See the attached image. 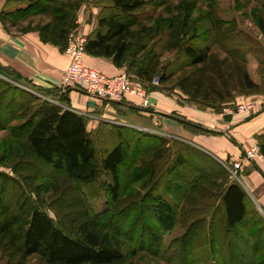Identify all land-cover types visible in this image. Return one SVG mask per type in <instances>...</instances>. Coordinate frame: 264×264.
<instances>
[{"label":"rangeland","instance_id":"rangeland-1","mask_svg":"<svg viewBox=\"0 0 264 264\" xmlns=\"http://www.w3.org/2000/svg\"><path fill=\"white\" fill-rule=\"evenodd\" d=\"M0 1L3 2L2 11L6 7L7 0ZM41 1H44L43 4L46 6L52 3L51 0ZM166 1L170 2L168 7L149 5L139 14L142 23L152 29L143 41L153 39L149 45L156 53L155 61H159L160 70H164L169 77L168 81L163 83L160 81L156 84L155 78L159 75H155L151 81L141 82L134 73L129 74L133 81L141 83L147 89L148 102L150 92L159 89L165 91L167 95L180 96L177 99L181 104L187 101L189 105L198 108L214 109L216 114L242 115L243 113L238 109L239 104L262 101L264 99V31L257 22L264 21V0H189L195 4L190 20L197 21L199 30L194 39H186L183 43L210 44L212 49L210 59L197 66H190L182 46L173 48L170 30L166 28L170 17L177 13L173 7L184 0H165L164 2ZM213 7L223 20L228 23L234 20L237 29L242 30L236 37L240 40L229 42L226 36L220 34L219 29L211 26L210 19L207 17ZM110 12H114L110 0H81L80 8L76 11L77 23L85 13L90 15V18L87 17L88 20L94 17L98 23L99 14ZM52 13L53 10L50 7H45L44 11H38L19 22L18 25L5 29L9 33L28 32L22 29L48 22ZM215 38H218L219 43H215ZM238 42L242 44L241 50L246 54L245 63L238 61L228 51L229 43L239 45ZM249 56L256 62L249 63ZM250 70L259 75L258 83L263 81L257 91L247 90L241 85L244 71L250 74ZM0 78L38 97L40 94L44 99L48 98L64 105L53 98L56 97L54 95L57 92L56 89L49 90L50 94H43L34 87L33 82L15 81L1 72ZM196 87H199L209 98L197 99L185 92V89L193 91ZM12 97L10 95L9 99ZM260 111H253L251 114L255 115ZM115 113L117 115L114 118L110 115V117L106 116L107 120H101L98 125H91L88 117V129L92 132L97 146L98 159L120 142L117 129H133L132 132H124L125 161L120 169L123 190L120 202H113L107 192L106 184L110 181L108 175L101 174L99 181L92 185H79L63 171L55 170L37 159L29 150L26 140L20 136L22 134L20 130L22 131L24 125H16V123L8 127L0 125V170L15 176L19 181L18 185L7 187L4 192L6 202L9 205H15L23 190L26 195L35 198L37 185L40 184L39 192L43 198L41 201L44 209L55 221L63 223L68 228L76 229L83 223H89L93 227L98 226L97 221L101 216L112 219L106 225L111 232L122 231L127 257L124 264H249L248 256L252 254V248L255 245L264 244V235L259 238L253 237L259 228L264 227V207L259 203L260 206L254 201L262 218L252 217L246 220L239 226L238 235L227 234L223 229L217 228L209 237V240L214 241L213 248L209 246L205 248L202 237H197L198 226L202 223L207 229L211 221L208 211L211 210L210 206L216 203L212 194H218L221 184L219 178L214 177L215 173L225 168L231 174L230 180L245 184L242 176L244 169L239 171L237 176L228 169L237 160L230 162L221 160L198 147V150L212 156L202 157L199 154L201 151L198 152L193 147L186 148L192 145L183 139H173L154 128L149 130L151 125H144L146 120H140L142 125H126L124 123L126 121L122 120L119 113ZM147 134L153 136L150 137ZM154 135L162 138H153ZM258 142L257 139L252 145H259ZM162 147L166 150L161 155L153 157V151L157 152ZM260 150L262 151L261 146ZM179 151L189 159V164L171 171L173 157ZM244 153L240 158L244 156ZM262 153L264 154L263 151ZM211 158H214L215 162ZM152 171H155L154 177L150 173ZM206 176L204 180L198 179ZM149 177L150 180H148ZM184 178L190 185L195 179L201 182L195 190L189 189L190 193L185 200L181 198V194H176L182 193L179 185L183 183ZM169 193L172 194L170 197L172 203L178 200L179 202L173 205L176 218L167 226L164 218L154 210L151 197L154 195L160 199H166ZM247 193L254 200L255 196L250 189ZM120 223H123L122 229L118 228ZM190 237H192V243L186 244ZM195 238H199L196 244ZM261 259H264V252L256 255V264ZM16 260H19V254L12 244L0 239V264H10ZM25 262L26 264H46L39 255H32Z\"/></svg>","mask_w":264,"mask_h":264},{"label":"trees","instance_id":"trees-1","mask_svg":"<svg viewBox=\"0 0 264 264\" xmlns=\"http://www.w3.org/2000/svg\"><path fill=\"white\" fill-rule=\"evenodd\" d=\"M51 1L52 3L46 6L41 0H15L14 2L17 3L7 0L6 7L0 12V22L9 29L10 26L18 25L32 14L44 11L45 7H50L53 13L48 22L22 30H37L42 41L56 45L60 50L65 51L70 33L79 26L76 11L80 8L81 0ZM164 1L110 0L114 12L99 14L97 27L87 35L85 52L92 56L112 59L117 67H125L128 74L134 73L141 82L151 81L155 75H159L161 83L168 81V75L164 70H160L159 61H155L156 53L149 45L153 39L143 41L152 29L142 23L139 15L149 5L168 7L170 2ZM194 6V2L189 0L176 4L173 8L177 13L170 17L166 26L170 30L173 48L182 46L190 66L206 63L210 59L212 50L210 44L183 43L186 39H194L199 30L197 21L190 20ZM207 18L210 19L211 26L219 29L220 34L226 36L229 42L240 40L236 37L242 30L237 29L234 20L231 23L223 20L214 7ZM257 23L264 31V21ZM215 43H219L218 38ZM241 45L229 43L228 51L238 61L245 63L246 54L242 52ZM0 72L15 81L32 82L1 64ZM262 83L263 81L260 83L254 81L248 71H244L241 85L245 89L257 91ZM33 85L43 94H50L49 90L56 89L57 92L54 94L56 97L53 98L64 105L54 104L0 78V87L2 86L0 125H6V127L14 123L24 125L22 131L20 130L22 133L20 136L26 140L34 156L47 166L63 171L79 185H92L99 181L101 174L108 175L110 181L106 184L107 192L113 202H120L123 192L120 169L125 161L124 132H132L133 129H117L120 142L98 159L97 146L92 132L88 129V116L72 109L69 98L61 94L56 87H42L35 83ZM185 92L193 98H209L199 87L193 91L185 89ZM10 95L13 96L12 99H9ZM19 121H21L20 124H17ZM153 138L162 137L154 135ZM257 139L264 152V141H262L264 132L258 134ZM192 147L198 148L193 145H188L186 148ZM165 150L164 147L157 152L154 150L152 155L153 157L161 155ZM198 152L202 157H212L200 149ZM187 164L189 159L179 151L173 157L170 168L172 171ZM223 170L217 171L214 176L219 178L221 184L218 194H212L216 203L210 206L211 210L208 211L211 217L210 224L207 229L202 223L197 228L199 232L197 237H202L205 248L207 246L213 248L214 241L209 240V237L217 228L223 229L227 234L238 235L239 226L246 220L252 217L262 218L254 200L248 195L243 185L236 180H230L231 174L225 168ZM150 173L154 177L155 171ZM205 178L207 176L198 179ZM182 180L183 183L179 185L182 193L176 194H181V198L185 200L190 190H195L201 182L195 179L190 185L185 178ZM16 184L18 185L19 181L15 176L0 170V239L12 244L19 254V260L12 261L10 264H26L25 260L32 255H39L46 264H124L127 261L122 231L111 232L106 225L112 219L99 217L97 221L99 227L83 223L76 229L68 228L63 223L55 221L44 209L41 201L43 198L39 192L40 184L37 185L35 198L26 195L22 189L23 193L18 196L16 204L9 205L4 192L9 185ZM171 196L172 194L169 193L166 199H160L154 195L151 197L154 210L164 218L167 226L175 220L176 210L173 205L179 202L178 200L172 203ZM122 224H118L119 229H122ZM263 233L262 226L253 237H262ZM199 238H195V244ZM185 243L191 244L192 237ZM252 249L254 253L248 256V261L249 264H256V255L264 252V244L255 245ZM257 264H264V259L258 260Z\"/></svg>","mask_w":264,"mask_h":264},{"label":"crops","instance_id":"crops-1","mask_svg":"<svg viewBox=\"0 0 264 264\" xmlns=\"http://www.w3.org/2000/svg\"><path fill=\"white\" fill-rule=\"evenodd\" d=\"M2 5L0 1V11ZM89 16L85 13L80 17L78 26L87 35L97 26L96 18L88 20ZM248 60L249 63L256 62L250 56ZM84 61L108 75L126 72L125 67H117L107 57L85 53ZM69 63V55L56 45L42 41L38 31L9 33L0 22V64L39 86L56 87L69 98L72 109L89 117L91 125L106 121L109 115L114 118L118 112L126 125H142L140 120H146L144 125H151L149 130L154 128L173 139H183L229 162L239 160L245 149L257 141V135L264 132V109L252 116L216 114L214 109L198 108L187 101L181 104L177 99L180 96L167 95L159 89L150 92V104L144 107L140 105L139 97L129 96L120 102L103 101L77 87H60L59 82ZM250 74L254 81L259 82L256 72L250 70ZM242 174L246 184L243 186L248 187L247 190L250 189L256 197L255 201L264 207V163L245 162Z\"/></svg>","mask_w":264,"mask_h":264},{"label":"built area","instance_id":"built-area-1","mask_svg":"<svg viewBox=\"0 0 264 264\" xmlns=\"http://www.w3.org/2000/svg\"><path fill=\"white\" fill-rule=\"evenodd\" d=\"M86 41L87 34L79 30L78 27L70 33L65 50L70 57V63L64 70L59 86L77 87L103 101L120 102L129 96L139 97L141 99L140 105L148 107L147 89L141 83L133 81L127 72L119 75H108L85 63ZM155 82L156 84L160 82L159 76L155 78ZM238 109L243 114L252 115L253 111L264 109V99L255 103H241L238 105ZM245 162L264 163V154L259 145L255 144L247 148L244 156L233 162L228 169L237 176V173L244 169Z\"/></svg>","mask_w":264,"mask_h":264},{"label":"water","instance_id":"water-1","mask_svg":"<svg viewBox=\"0 0 264 264\" xmlns=\"http://www.w3.org/2000/svg\"><path fill=\"white\" fill-rule=\"evenodd\" d=\"M33 93H35L36 94V92H34V91H32ZM39 96L40 97H43L42 95H40L39 94ZM47 100H49L50 102H52V103H55V104H58V105H61L59 102H57V101H54V100H50V99H48L47 98ZM239 181H240V179H239ZM242 184V183H241ZM243 185V184H242ZM245 190L248 192V190H247V188L245 187ZM254 199V198H253ZM254 201H255V199H254ZM256 202V201H255ZM257 203V202H256ZM257 205H259L258 203H257ZM260 206V205H259ZM260 209H262L261 207H260Z\"/></svg>","mask_w":264,"mask_h":264}]
</instances>
